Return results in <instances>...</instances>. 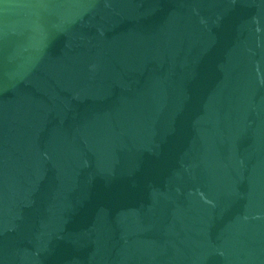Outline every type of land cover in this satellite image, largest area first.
<instances>
[{
    "label": "water",
    "instance_id": "95a60500",
    "mask_svg": "<svg viewBox=\"0 0 264 264\" xmlns=\"http://www.w3.org/2000/svg\"><path fill=\"white\" fill-rule=\"evenodd\" d=\"M0 264H264V0H0Z\"/></svg>",
    "mask_w": 264,
    "mask_h": 264
}]
</instances>
